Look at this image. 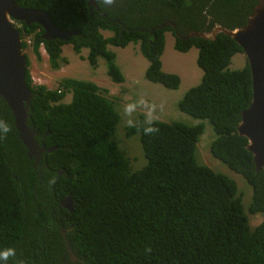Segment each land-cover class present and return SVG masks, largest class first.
Masks as SVG:
<instances>
[{
  "label": "trees",
  "instance_id": "1",
  "mask_svg": "<svg viewBox=\"0 0 264 264\" xmlns=\"http://www.w3.org/2000/svg\"><path fill=\"white\" fill-rule=\"evenodd\" d=\"M13 1L44 11L55 28L74 34L43 40L36 23L15 25L21 38L32 39L28 49L21 44L32 94L27 124L39 146L54 148L44 151L41 168L33 169L0 99V119L12 128L0 138V250L16 251L0 264H264V168L255 170L245 138L235 132L250 102L249 69L246 62L228 68L241 50L227 35L188 36L216 25H243L257 0H116L110 6L95 0L97 13L88 12L84 0ZM165 31L171 32L175 50L197 49L200 81L177 108L208 122L214 133L210 154L250 186L247 212L232 179L196 162L202 122L156 120L159 132L151 136L143 134L148 125L142 120L128 127L127 136L138 133L145 159L141 169L131 171L113 140L118 114L104 89L65 77L48 89L33 83L27 69L28 52L41 59L40 42L51 69L66 62L61 47L70 44L74 54L87 50L91 68L102 58L106 76L119 84L124 78L107 45L131 43L147 61L145 79L175 89L178 76L161 70ZM66 92L71 100L63 103ZM66 196L72 211L59 205ZM250 214L262 217L254 227L248 225Z\"/></svg>",
  "mask_w": 264,
  "mask_h": 264
},
{
  "label": "rangeland",
  "instance_id": "2",
  "mask_svg": "<svg viewBox=\"0 0 264 264\" xmlns=\"http://www.w3.org/2000/svg\"><path fill=\"white\" fill-rule=\"evenodd\" d=\"M101 33L103 36L111 34L108 31H101ZM107 49L115 55L114 63L124 78L122 83L116 84L109 80L105 74V62L102 58L98 57L96 67L91 68L85 60L87 50L83 48L79 54H74L70 44L61 47L60 56L66 62L60 63L58 69H51L48 66L46 55L42 50L39 51L40 60H36L28 52L29 64L27 69L33 83L45 85L48 89H55L63 77L90 81L97 85L100 90L104 89L106 92L103 95L111 100L113 109L118 114L113 140L129 159L131 171L141 169L145 165V159L138 133H132L128 136L125 134L128 128L127 120H132L134 124L140 120L146 122V114L151 110L152 117L162 122H180L189 126L202 122L203 130L195 145L196 162L207 166L213 172L232 179L238 194L242 196L241 202L245 210L251 196L250 186L239 174L228 169L226 165L210 154L209 145L214 138L210 125L205 119L193 118L177 108V102L183 98L185 91L200 81L202 71L195 63L197 49L192 46L186 52L175 50L171 32H164V46L160 56L161 70L178 76L180 81L175 89H168L159 83H152L145 79L144 72L147 61L138 51L136 44L129 43L123 48L107 45ZM23 52L27 53V49ZM244 63L243 54L235 53L230 58L228 68L230 70L240 69ZM70 100L71 94L66 92L61 102L68 103ZM127 104L135 105V110L131 115H126L123 111ZM161 104L164 106L163 111H161ZM261 218L259 214L248 215L249 227L257 225Z\"/></svg>",
  "mask_w": 264,
  "mask_h": 264
},
{
  "label": "water",
  "instance_id": "3",
  "mask_svg": "<svg viewBox=\"0 0 264 264\" xmlns=\"http://www.w3.org/2000/svg\"><path fill=\"white\" fill-rule=\"evenodd\" d=\"M13 20L25 26L36 23L43 40L64 39L74 32L55 28L42 10L19 7L13 0H0V99L10 111L17 137L27 158L33 162L32 168L38 169L43 152H50L54 147L39 146L34 138V129L27 124V108L32 94L24 79L26 62L21 48L22 38ZM217 33L227 35L235 42L249 69L250 102L240 112L235 132L245 138L244 147L252 156L255 170H258L264 168V0L256 1L244 24L239 27L228 29L216 25L208 32H189L188 36L212 40ZM59 205L68 211L73 209L68 196L62 198Z\"/></svg>",
  "mask_w": 264,
  "mask_h": 264
},
{
  "label": "clouds",
  "instance_id": "4",
  "mask_svg": "<svg viewBox=\"0 0 264 264\" xmlns=\"http://www.w3.org/2000/svg\"><path fill=\"white\" fill-rule=\"evenodd\" d=\"M102 2L103 4L110 6V5H113L116 2V0H102ZM163 108L164 106L163 104H161V111H163ZM134 110H135V105L127 104L124 106L123 111L126 115H131V113ZM155 122H156V119L152 117L151 110H150L149 113L146 114V123L148 126L143 128L144 135L151 136L159 132V128L155 126ZM126 123L128 127H131V128L137 127L136 124H134L132 120H127ZM11 130H12L11 126L5 120L0 119V138L6 137L7 134L11 132ZM53 184H55V177H53V179L49 182L50 186ZM15 255H16V251L14 248H5L3 250H0V260H3L5 262H7L11 257H15ZM20 264H22V262H20Z\"/></svg>",
  "mask_w": 264,
  "mask_h": 264
},
{
  "label": "flooded vegetation",
  "instance_id": "5",
  "mask_svg": "<svg viewBox=\"0 0 264 264\" xmlns=\"http://www.w3.org/2000/svg\"><path fill=\"white\" fill-rule=\"evenodd\" d=\"M84 6H85V9H87V11L88 12H90V13H97V12H99V7H98V5H97V3H96V1L95 0H84ZM103 15V14H102ZM12 23H13V25L15 26H20V23L21 22H19V21H16V20H13L12 21ZM15 26V27H16ZM16 29L18 30V28L16 27ZM40 29V28H39ZM40 35H41V33H40ZM40 159H41V157L39 158V162H38V164H37V166L39 167V168H41V163H40ZM38 168V169H39ZM37 169V170H38Z\"/></svg>",
  "mask_w": 264,
  "mask_h": 264
},
{
  "label": "built area",
  "instance_id": "6",
  "mask_svg": "<svg viewBox=\"0 0 264 264\" xmlns=\"http://www.w3.org/2000/svg\"><path fill=\"white\" fill-rule=\"evenodd\" d=\"M31 41H32V39L29 36H23L22 37V42L25 44L27 49H28V47H30ZM38 49H39V51L42 50L44 52L42 42L39 43Z\"/></svg>",
  "mask_w": 264,
  "mask_h": 264
}]
</instances>
